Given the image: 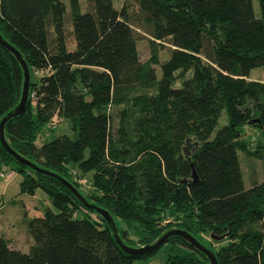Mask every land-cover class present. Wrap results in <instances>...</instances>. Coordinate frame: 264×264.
<instances>
[{
  "label": "trees",
  "instance_id": "obj_1",
  "mask_svg": "<svg viewBox=\"0 0 264 264\" xmlns=\"http://www.w3.org/2000/svg\"><path fill=\"white\" fill-rule=\"evenodd\" d=\"M84 1L81 11L79 0H67L68 9L62 0H0V35L29 70L24 110L5 122L6 142L106 209L128 246L179 228L217 264H264V180L245 187L238 158V151L264 156V81L248 78L264 65V0H257L258 14L252 0H123L118 8L113 0ZM138 30L151 45L146 61ZM164 43L168 56L159 62L156 46ZM22 80L18 62L0 46V119L18 103ZM54 118L68 120L76 136L37 144ZM249 122L261 135L252 151L242 138ZM0 165L21 174L18 194L40 189L53 208L24 213L27 251L0 235V264H132L158 250L122 251L96 212L1 145ZM85 175L91 189L76 178ZM224 234L216 248L204 240L216 244L211 235ZM165 242L182 250L163 264H209L180 237Z\"/></svg>",
  "mask_w": 264,
  "mask_h": 264
},
{
  "label": "rangeland",
  "instance_id": "obj_2",
  "mask_svg": "<svg viewBox=\"0 0 264 264\" xmlns=\"http://www.w3.org/2000/svg\"><path fill=\"white\" fill-rule=\"evenodd\" d=\"M62 1L66 4V8L68 9L67 0H62ZM122 1L123 0H113V4L116 8H118L121 5ZM127 1L131 2L132 0H127ZM79 3H80L81 11H84L86 8L85 1L79 0ZM252 4H253L255 13L258 14L257 0H252ZM65 28L67 32L68 47L72 48L74 46V42H73V38L71 34L70 21L68 19L66 20ZM136 46H137L138 55H139L140 60L146 61L150 55L151 45L149 44L146 35L139 30H138V35H137ZM165 46H167L166 43H164L163 46H158V45L156 46L157 57H158L159 62H162L168 56ZM154 68H155L157 77H159V65L158 64L154 65ZM189 74L190 72H186L184 76H188ZM248 78L253 79V80H258V81H264V65L251 69L249 72ZM179 85H180L179 80H176L175 86H179ZM128 107L126 106V109ZM120 108H121L120 106L114 108L113 113L115 114L116 110ZM224 121H225L224 116L221 115L218 126L223 124ZM48 126L49 127L54 126V128H52V131L49 133V135H48V132H49L48 129H45L40 134H38L36 141H35L37 144H40L43 141H48L52 137H55L61 134H66L70 138H74L76 136V131L72 129L69 121L66 119L58 120L57 118H54L52 123ZM258 131L259 130L257 129V127L253 126L251 122H249L247 127H245L242 130V138L245 140L247 147L251 151L254 150V148L256 147L257 143L259 142L261 138V135L258 134ZM85 155H87V151L85 152ZM238 158L240 162V168L242 171V176L244 179L243 182H244L245 187L249 186L253 181L260 182L264 180V156H259L258 154L256 155L248 154L242 151H238ZM8 168L10 169L9 178L4 179L0 177V184L8 183V188L6 189V193L3 196V199L1 200V202H3L4 207L2 210H0V219H3V218L6 219V217H8V219H6V223H10L14 219L15 221H17L16 230L17 228H19L18 234H16V237L18 235L17 242L21 246L20 249L22 251H27L28 245L31 244V238L29 234L27 233L26 226L24 224H21V221L25 213L23 205H26L28 207L27 208L28 216L30 217L34 215H38V214L42 215L47 208H50L52 210L53 208L49 201L48 196L45 194L44 191L40 189H37L35 193L32 195L21 194L18 196V198H16L14 201H11V203H9V201L11 199H14V195L18 193L19 191V182L21 180V174L10 167ZM88 175H85L82 178L80 177L78 178L76 176L82 188L91 189ZM36 212H38V214H36ZM90 216L92 218H96L94 214ZM116 223L118 226H121L120 221H116ZM128 233H129V236L133 239H135L137 236V233L132 231L131 229H128ZM204 240L207 243L211 244L212 245L211 247H214V248L226 243L225 239H223L222 241L221 240L217 241L216 244L210 243L211 241L208 236H204ZM132 247H135V246H132ZM181 250L182 249L178 247L177 245L171 244L169 242H165L158 248V250L154 254L146 258H143V259H136L132 262V264H163L171 253L175 251H181ZM198 264H206V263L201 262Z\"/></svg>",
  "mask_w": 264,
  "mask_h": 264
},
{
  "label": "water",
  "instance_id": "obj_3",
  "mask_svg": "<svg viewBox=\"0 0 264 264\" xmlns=\"http://www.w3.org/2000/svg\"><path fill=\"white\" fill-rule=\"evenodd\" d=\"M0 46L2 48H5L7 51H9L15 58V60L18 62L21 70H22V86H21V94L18 100V103L7 112L2 118L0 119V145L3 148L5 152H7L18 164L27 166L28 168L32 169L35 172L51 176L55 178L57 181H59L66 189H68L81 203L82 205L91 211L96 212L102 220L107 224L109 227L112 237L115 241V243L118 245V247L132 255H140L144 253H149L157 250L166 240L169 236L175 235L180 237L181 239L185 240L187 243H189L193 248L201 252L208 260L209 264H217V260L215 257V254L207 247H205L203 244H201L194 236H192L189 232L179 229V228H171L165 231L160 237H158L153 243L151 244H145L139 247H131L126 245L122 239L120 238L118 234V230L115 224V221L113 217L110 215V213L93 203H89L79 192L78 190L65 178L61 177L60 175L49 171L47 169H44L37 164L31 162L27 158L20 155L18 152L13 150L9 144L6 142L3 134L4 124L5 122L20 114L24 110V106L27 100L28 95V87H29V70L28 67L22 58L21 54L14 48L8 41H6L2 36L0 35ZM193 176L195 177V174L193 173ZM225 237L224 235L221 236H214L211 235V238L214 240H220Z\"/></svg>",
  "mask_w": 264,
  "mask_h": 264
},
{
  "label": "crops",
  "instance_id": "obj_4",
  "mask_svg": "<svg viewBox=\"0 0 264 264\" xmlns=\"http://www.w3.org/2000/svg\"><path fill=\"white\" fill-rule=\"evenodd\" d=\"M7 188H8V183L7 184H5V183L0 184V210H2L4 207L3 202H1V200L3 199V196L5 195ZM17 194L18 193H16L14 195V199H11L9 201V203H11V201H14L16 198H18L19 195H21V194H18V195ZM23 208L25 210V213H27L26 216H28V210H27L28 207L26 205H23ZM36 214H38V212H36ZM34 216H36V215H34ZM28 217H30V216H28ZM6 219H8V217H6ZM6 219L5 218L0 219V235L6 237L10 241V245L12 247L20 249L21 246L17 242L18 235L16 237V234H18V231H19V228H17V230H16L17 221H15V219H14L12 222L6 223ZM21 224H24L23 219L21 221Z\"/></svg>",
  "mask_w": 264,
  "mask_h": 264
},
{
  "label": "built area",
  "instance_id": "obj_5",
  "mask_svg": "<svg viewBox=\"0 0 264 264\" xmlns=\"http://www.w3.org/2000/svg\"><path fill=\"white\" fill-rule=\"evenodd\" d=\"M10 176V169L5 165H0V177L7 179Z\"/></svg>",
  "mask_w": 264,
  "mask_h": 264
}]
</instances>
